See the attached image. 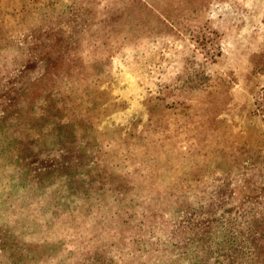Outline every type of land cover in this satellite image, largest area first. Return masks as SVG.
<instances>
[{"label":"rangeland","instance_id":"obj_1","mask_svg":"<svg viewBox=\"0 0 264 264\" xmlns=\"http://www.w3.org/2000/svg\"><path fill=\"white\" fill-rule=\"evenodd\" d=\"M0 264H264V0H0Z\"/></svg>","mask_w":264,"mask_h":264}]
</instances>
